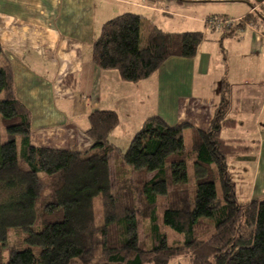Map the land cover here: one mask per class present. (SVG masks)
Instances as JSON below:
<instances>
[{
	"label": "trees",
	"instance_id": "1",
	"mask_svg": "<svg viewBox=\"0 0 264 264\" xmlns=\"http://www.w3.org/2000/svg\"><path fill=\"white\" fill-rule=\"evenodd\" d=\"M142 28L143 15L134 12L106 21L94 43L95 65L136 82L172 56L195 57L204 40L200 30L168 32L150 23L142 45ZM3 51L0 42V55ZM75 79L69 75L66 82ZM229 92L223 81L208 128L171 125L155 114L145 119L125 152L110 141L118 113L92 111L86 130L92 150L79 152L30 141L31 112L15 95L10 64L0 63V123L8 137L2 141L0 133V264H168L185 253L191 256L188 264H264V197L241 204L228 165L232 154L253 147L221 137L224 127L237 125L229 116ZM246 95L238 109L258 112L264 90L248 89ZM113 152L120 155L116 180L109 164ZM159 196L167 198L163 223L184 236L181 244L170 245L161 231ZM139 215L149 223L150 246L139 240ZM8 229L22 238L4 261Z\"/></svg>",
	"mask_w": 264,
	"mask_h": 264
},
{
	"label": "crops",
	"instance_id": "2",
	"mask_svg": "<svg viewBox=\"0 0 264 264\" xmlns=\"http://www.w3.org/2000/svg\"><path fill=\"white\" fill-rule=\"evenodd\" d=\"M236 2L245 5L237 17L252 12L253 0ZM135 8L163 13L160 23L165 28H171L174 23L173 26H178L176 30L158 26L164 31H201V24L206 26L207 16L203 19L191 16L186 22H176L166 16L170 8L159 0H0V42L4 48L0 63L10 64L15 95L31 112L30 141L33 144L91 151L93 140L86 133L87 118L90 112L100 109L118 113L117 127L122 122L123 112L128 115L127 119L139 120L134 129L138 131L149 117L143 115L144 119H137L140 115L135 116L138 111L136 96L142 81L145 87L152 85L151 91L142 97L147 100L142 102L147 106L148 99L151 100L150 110L154 115L162 116L171 125L189 122L199 128H208L221 99V84L220 95L210 90L214 88L209 85L211 66L224 73L227 64L217 46L201 43L195 57L172 56L151 76L136 82L124 81L116 69L104 70L93 62L94 43L103 24ZM177 15L185 16L181 12ZM240 35L237 41L236 36L228 38L230 44L235 43L234 49L242 52L239 56L242 62L238 64L232 63L234 57L229 56L233 67H229L227 77L236 84L233 107L240 103L248 89L264 90V29L257 23L254 28L246 27ZM237 65L239 69L234 67ZM69 75L76 78L70 85L66 82ZM244 84L246 88L241 86ZM241 94L243 97L239 98ZM237 109L235 111L249 117V112ZM250 113H253L252 118L256 116V120H261L264 101L258 112ZM241 122L237 120V125ZM257 133L255 150L235 153L237 160L250 163L241 179L250 185L247 189L250 199L264 197V127L260 126Z\"/></svg>",
	"mask_w": 264,
	"mask_h": 264
},
{
	"label": "rangeland",
	"instance_id": "3",
	"mask_svg": "<svg viewBox=\"0 0 264 264\" xmlns=\"http://www.w3.org/2000/svg\"><path fill=\"white\" fill-rule=\"evenodd\" d=\"M159 1L163 2V4H165V5H168L170 10H168L169 13L166 14V16L171 18V19H174L176 22H179V21L186 22V21L190 20L189 17H191V16L196 17V18H201V19H203L209 15L237 17L236 14L242 13L243 6H245V5L240 6L239 4H241V3L236 2V0H181V1H179V0H159ZM257 7H258V11H257ZM252 9H251L252 10V12H251L252 19L247 18V20L253 24L248 26V24L243 23V25H241V27H239V25H238L237 30L233 34H227V33H224V32L218 31V30H213V29L201 24V31L204 32V40L202 41V44L204 42H206L208 45L217 46L218 51H220L222 54L221 57H223L227 62L226 67H224V69H223L224 73H221L219 71L218 72L215 71L214 67L211 66V68L213 70L211 71L210 76H209V85H210V87L214 86V88H210V90L212 91V93H214V95H217V96L220 95L219 94V91H220L219 87L223 81H225L227 83V85L229 86V90L231 91L229 93L230 94L232 93V96L235 94L234 88H236V84L231 83V81L227 77V71H228V69H230L229 67L232 65L230 63L229 56L232 55V57H234V59H233L234 62L232 61V63L238 64V63L242 62L241 59L239 58V56L241 55L242 52L238 48L234 49L235 43L230 44L228 41L229 40L228 38L230 36H232V37L236 36L235 38H237V39H235V40L237 41L238 39H240L242 37V35H240L242 28H245L247 26L249 28L250 27L254 28L257 23H260V26L264 29V24H263L264 21L259 16V14L264 15V3H257L253 0ZM130 11H133L134 13H138V14L143 15V28L141 31V38H142V45H143V43L145 41L146 33H147L148 24L151 23V20H153V23L155 25L162 26L160 21H161L162 17L164 16V14L160 13L159 11L147 12L146 10L140 9V8L130 9ZM180 12L184 13L185 16L177 15V13H180ZM163 20H165V19H163ZM173 25L171 26V28H165L164 26H162V27L164 29L176 30L178 28V26L177 25L173 26ZM242 50H244V49H242ZM231 52H232V54H231ZM233 53H236V54H233ZM249 57L252 58V61L254 60L253 55H251ZM253 63H254V61H253ZM231 67H233V66H231ZM234 67L235 68L237 67V69H239L238 65L234 66ZM263 68H264V66H263ZM214 71H215V73L213 74ZM237 74L239 75L240 71H237ZM217 76H218V78H217ZM145 84L146 83H144V81H142L140 83V89L138 92L139 95L136 96L135 107L138 111L135 113V116L137 118L140 115V117L137 119H144L143 115H148V116L154 115V111L150 110L151 106H150L149 102L151 100L148 99L149 102L147 103L148 104L147 106L142 102V100L143 101L145 99L147 100V98H142V97L144 95H147L148 92L151 91V87H152L151 84H149L147 87H145ZM217 85H218V88H217ZM241 86H243V88H246L247 84H244ZM242 92H244V91H242ZM242 97L243 96L241 94V96H239V98H242ZM217 100H218V98H217ZM235 109H237L236 106L232 107V109L230 110L229 116L236 118L239 122L240 121H242V122L240 125H237L236 127H224L221 131V137L241 139V141H242L241 144L245 145V143H246V145L252 146L253 150H255L257 148V145H256L257 141L256 140L259 138L258 133H257V129L260 128V126L264 127V114H263V116L261 115V118H262L261 120H256V116L252 118L251 114H253V113L249 112V114H248L249 117H248L247 114H245L244 112L241 113L239 111H235ZM126 116L128 117V115L126 113L124 114V112H123V114L121 116L122 122L120 123V125L118 127H116L115 130L113 129L114 131H112L113 133L111 132L112 134L110 137V141L117 144L122 152H125L127 150L132 137L134 136V134L137 131V128H136V130H134V129L139 124V120L134 121L133 118L127 119ZM0 133L2 135V141H6L8 139V137L6 135L4 128L1 126V123H0ZM190 137H191V134H190V131L188 130L185 134L186 144H190ZM16 139H17V144H18V151H19V154H21L22 150H23L22 138H21V136H17ZM246 153H248V152H246ZM253 153H255V152L253 151ZM231 156L232 157H231L228 165H229V169L232 173L231 174L232 178H234L233 180L236 183L238 198H239L241 204H247L249 201L252 200V199H250V197H249L250 195L247 191V189L249 190L250 185L245 183L244 178H243V181L241 179L244 176L243 171L245 170V167H247L250 163H248L246 161L243 162V161L237 160L235 158V154H232ZM110 157H111V162H110V164H111V168H110L111 176L114 180H116L117 170L120 168V167H118L120 155L113 152V153H111ZM115 160H118L117 163L115 162ZM115 163L117 166H115ZM192 172H193L192 168L189 167L190 175H192ZM151 175L152 174H150L149 176H151ZM130 176L134 177V176H136V173L131 172ZM166 202H167V198L165 196H159V200H158V212H159L158 221L160 224L161 231L164 234V236L166 237V240L170 245L177 244V242L179 244H181V243H183L184 236L179 234L178 232L174 231L170 227L164 225V223H163V213L165 210ZM95 207H96V213L98 215H100L101 214L100 213L101 212V204L98 201V199L95 200ZM138 219H139V227H138L139 240L141 242H144L146 245L150 246V237L147 236V234H148L147 231L149 230V223L145 218H143L140 215L138 216ZM98 220H99V218H98ZM19 234L20 233H18L14 229H8L7 242H6V245L2 249V258L4 261L8 260L9 252L12 248L21 246L20 243H21L22 234H20V235ZM209 235H210V233L207 236H209ZM190 259H191L190 253L175 255V256L171 257L168 264H188L190 262ZM146 264H155V263L154 262H147Z\"/></svg>",
	"mask_w": 264,
	"mask_h": 264
},
{
	"label": "built area",
	"instance_id": "4",
	"mask_svg": "<svg viewBox=\"0 0 264 264\" xmlns=\"http://www.w3.org/2000/svg\"><path fill=\"white\" fill-rule=\"evenodd\" d=\"M246 20L247 18H245V16L229 17V16L209 15L205 19V25L213 30L225 32L232 30L235 26L238 28V25L239 27H241L243 23L248 24V26L253 24L250 23V21L248 20L246 21ZM245 28H242V31Z\"/></svg>",
	"mask_w": 264,
	"mask_h": 264
},
{
	"label": "water",
	"instance_id": "5",
	"mask_svg": "<svg viewBox=\"0 0 264 264\" xmlns=\"http://www.w3.org/2000/svg\"><path fill=\"white\" fill-rule=\"evenodd\" d=\"M257 3H264V0H254ZM260 18L264 21V15L259 14Z\"/></svg>",
	"mask_w": 264,
	"mask_h": 264
}]
</instances>
